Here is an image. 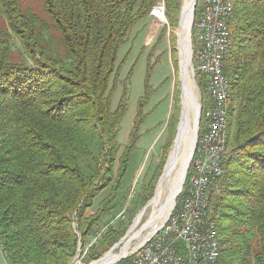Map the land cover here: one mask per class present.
I'll list each match as a JSON object with an SVG mask.
<instances>
[{"label":"trees","instance_id":"16d2710c","mask_svg":"<svg viewBox=\"0 0 264 264\" xmlns=\"http://www.w3.org/2000/svg\"><path fill=\"white\" fill-rule=\"evenodd\" d=\"M40 1L49 22L21 8V0H0V250L7 264H70L76 229L85 242L103 213L125 202L123 194L113 205L143 116L144 99L119 154L130 73L112 108L117 52L155 1ZM178 1L165 0L171 27L178 24ZM231 1L233 43L223 62L231 142L212 210L220 263L264 264V0ZM12 38L30 64L10 59ZM79 155L92 159L89 177ZM104 188L110 194L87 217ZM177 197L175 208L183 198ZM99 257L95 250L87 255Z\"/></svg>","mask_w":264,"mask_h":264},{"label":"rangeland","instance_id":"374dc122","mask_svg":"<svg viewBox=\"0 0 264 264\" xmlns=\"http://www.w3.org/2000/svg\"><path fill=\"white\" fill-rule=\"evenodd\" d=\"M154 1L156 2V0ZM163 3L165 5V0H163ZM178 3L180 11L177 20L178 24L176 26H169L166 17L164 18L165 24L160 23L150 16L146 19L144 17L130 29L124 44L121 45L117 52V65L120 69L118 79L116 80L117 84L112 93V108L116 107L121 99L124 92L123 82L130 73L126 81L127 84L124 95L126 113L119 125L120 128L117 136V141L121 145L119 154L122 153L125 147H128L127 145L130 142L129 134L138 112V104L142 99H144V101L140 104L139 110L142 112L143 116L142 120L137 124V134L134 135V142H132L128 153L127 171L122 178V188L118 191L116 201L113 205L116 204L123 194L125 196V202L123 205H116L112 210L103 213L100 222L94 225L91 229L92 231H90L85 238L83 237L85 242H82L81 237V244L84 243L83 247H85V245L89 247V245L92 244L88 253L95 250L96 253L100 254V257H102L104 253L119 244L114 251L115 254H118L120 248L127 240L126 234L137 212L142 210L147 202L152 199L159 178L164 172V166L168 161L169 153L173 149L178 131L177 128L179 127V118H181L180 115L182 113L177 32L180 27L179 21L183 0H179ZM20 7L31 9L33 13L49 22L46 18V14L43 12L40 0H21ZM164 9L166 11V8ZM164 26L167 28L165 32L163 31L162 33L161 31L164 29ZM160 34L162 35L160 36ZM189 37L191 44V58L189 63L190 75L194 86L193 90L197 97V104H199L200 109L202 99L206 97L203 90L204 80L202 73L196 72L193 68L192 47L196 46V42L193 41V37ZM11 43L12 51L10 59L14 62H27L30 64L31 61L29 57L23 52L18 41L12 38ZM198 133L199 131L197 135ZM226 138L230 150L231 140L227 136ZM104 149L106 150V148ZM92 155L98 157L97 144L92 148ZM78 157L82 172L89 177L88 168L92 166L91 157L89 155H79ZM185 179L184 177L183 183ZM169 181H167L163 190L161 196L162 201L166 200L168 184L170 185ZM97 182L98 181H95L94 184ZM94 184V187L99 186L98 184ZM217 192L218 188H216V193ZM109 194V188L102 189L94 198L93 205L87 208L85 215L88 217L89 214H93L97 210L102 199ZM177 196L175 197L174 206L178 198ZM150 212L151 208L148 207L142 224L149 218ZM142 224H140V226ZM160 225L161 223L157 224V227L159 228ZM140 226L137 227V230L140 229ZM76 231L81 235L79 230L76 229ZM152 232L153 229H147L141 232L138 238L132 239L125 254L128 255L132 249L140 245L143 240L147 239ZM122 239L124 240L122 241ZM104 241L110 243L107 248L103 247ZM87 255L85 258H82V261L86 264L89 263L88 260L90 259H87ZM0 264H6L2 258L1 252ZM73 264H76V262ZM250 264L252 263L250 262Z\"/></svg>","mask_w":264,"mask_h":264},{"label":"built area","instance_id":"2783aa9c","mask_svg":"<svg viewBox=\"0 0 264 264\" xmlns=\"http://www.w3.org/2000/svg\"><path fill=\"white\" fill-rule=\"evenodd\" d=\"M195 7L197 23H193L190 36L198 43L199 53H193V68L203 75L206 97L202 99L199 133L179 193L183 198L177 208L171 209L159 230L128 255L105 264H216L211 202L219 185L223 155L229 153V143H220L219 105L223 103L220 94V85L224 82L223 54L231 40V35H226V28L231 27V21L230 15L225 16L224 0H197ZM150 9L149 16L164 23L163 0H156ZM76 234L72 264H86L82 258L86 257L92 244L83 247L77 231ZM98 260L100 257L90 259L88 264Z\"/></svg>","mask_w":264,"mask_h":264},{"label":"bare ground","instance_id":"6f19581e","mask_svg":"<svg viewBox=\"0 0 264 264\" xmlns=\"http://www.w3.org/2000/svg\"><path fill=\"white\" fill-rule=\"evenodd\" d=\"M194 0H183L182 4V11L180 16V27L177 32L178 37V48L177 51L179 52V66H180V75L179 81H181V118L178 123V131L175 137V143L173 149L169 153L168 161L164 166V172L159 178L157 188L152 196V199L147 202L145 207L137 212L130 229L126 234L127 240L124 242V245L120 248L118 254H115V250L117 249L118 245L114 248L109 250L108 252L104 253L100 260L91 262L90 264H105L115 260H118L119 257H122L132 239L138 238L141 232L146 231L147 229H153V232H156L161 228L162 223L167 219L168 215L172 207L174 206L175 196L181 187L182 180L184 178V174L186 171V166L188 164L189 158L191 156V151L195 142V135L198 129V112H199V104H197V97L194 93V86L191 80L190 75V55L191 51L189 48L190 45V37H189V29H190V19L193 12L192 5ZM225 6V16L230 15V21L233 14V6L231 0H224ZM196 18H197V11H196ZM194 14V17H195ZM193 17V22H196V18ZM231 35V27L226 28V35ZM232 35L230 40V45L232 44ZM228 48H226V52L223 54V62L226 54L228 53ZM193 53H199L198 51V43L196 42V46L192 47ZM201 73V71H199ZM224 82L220 85V94H222V105H219L220 109V123L219 124V138L221 144H227V127H228V116H229V81L225 74L223 73ZM229 153L224 154L222 158V163L226 159ZM222 163L220 164L221 167V178L223 174V167ZM170 180V181H169ZM169 181L170 185L168 184V194L166 196V200L162 201V194L163 190ZM219 181V180H218ZM151 208V214L149 218L146 220L144 224H142V220L145 216V212L147 208ZM211 221H212V236L214 240L213 245V255L216 257V264L220 263V249L221 243L219 240V235L217 231V227L215 225L216 216L215 213H211ZM161 223L159 228L157 224ZM140 224H142L140 226ZM138 226L140 229L137 230ZM151 233V234H152ZM79 238L81 235L79 234ZM125 238V239H126ZM124 239H122L123 241ZM72 264V261L70 262Z\"/></svg>","mask_w":264,"mask_h":264},{"label":"water","instance_id":"95a60500","mask_svg":"<svg viewBox=\"0 0 264 264\" xmlns=\"http://www.w3.org/2000/svg\"><path fill=\"white\" fill-rule=\"evenodd\" d=\"M196 2H197V0H194V3H193V5H192V8H193V12H192V15H191V19H190V29H189V36H190V31H191V29H192V27H193V17H194V12H195V5H196ZM179 23H180V21H179ZM181 24V23H180ZM189 48H191V44L189 45ZM191 56V55H190ZM191 58V57H190ZM200 114H201V110L199 109V112H198V128H199V120H200ZM181 116V115H180ZM179 120H180V118H179ZM178 129V128H177ZM197 132H198V129H197ZM196 136H197V133H196V135H195V142H196ZM195 142H194V145H195ZM194 145H193V148H192V151H193V149H194ZM192 151H191V156H190V158H189V161H188V164H187V166H186V171H185V174H184V177H185V175H186V173H187V171H188V165H189V162H190V159H191V157H192V155H193V153H192ZM183 180H184V178H183ZM183 180H182V183H183ZM184 184V183H183ZM183 184L181 185V187L179 188V191L177 192V194H176V196L181 192V190H182V187H183ZM175 196V197H176Z\"/></svg>","mask_w":264,"mask_h":264},{"label":"crops","instance_id":"0c3cea01","mask_svg":"<svg viewBox=\"0 0 264 264\" xmlns=\"http://www.w3.org/2000/svg\"><path fill=\"white\" fill-rule=\"evenodd\" d=\"M148 16H149V15H147V16L145 17V19L148 18ZM0 252H1V250H0ZM1 255H2V253H1ZM2 258H3V256H2ZM3 260H4V259H3Z\"/></svg>","mask_w":264,"mask_h":264}]
</instances>
